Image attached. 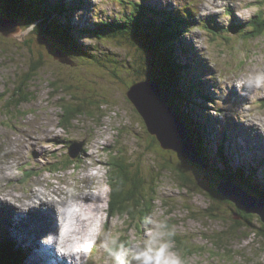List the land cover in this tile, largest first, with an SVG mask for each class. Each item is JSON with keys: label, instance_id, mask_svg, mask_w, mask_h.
I'll return each instance as SVG.
<instances>
[{"label": "rangeland", "instance_id": "1", "mask_svg": "<svg viewBox=\"0 0 264 264\" xmlns=\"http://www.w3.org/2000/svg\"><path fill=\"white\" fill-rule=\"evenodd\" d=\"M4 2L0 0V20L2 21H0V28L9 33L14 26H26L33 22L37 24V28L28 32L25 27L23 32H15L9 37L0 32V43L5 44V46L0 45V199L10 198L15 206L20 207L27 199L32 198V189L36 185H41L46 186L48 195L55 200L64 191L62 185L69 180H77L85 155L93 157L96 162L107 167L105 175L100 179L109 185L108 172L111 168L109 163L113 159L112 155L115 151L119 152L120 148L128 162L141 167L146 175L147 184H144L142 192L144 197L138 208H152L150 199L155 200L152 202L154 205L152 212L156 211L158 219H166L170 226L175 227L176 246L178 248V243L182 241L181 252L188 264H264L263 236L256 237L245 228L235 229L237 235L226 234L233 238L232 241H226V235L223 237L218 235L231 231L232 226L236 225L235 219H239L235 215L240 209L227 198L224 197L227 201L222 200L218 195V183L225 179H222L217 172L228 170L227 165L218 157V151L221 150L234 173L247 160L251 162L249 165L252 168L257 167L259 170V173L254 174V176L257 175L255 180L264 183V134L259 132V128L264 127V98H259V93L257 94L258 98L254 99L250 108V112L254 114L251 119L255 123L245 126L233 119L231 113L248 101L246 97L240 96L233 89L225 101L232 107L221 120L208 114L210 97L206 94V88L212 89L218 85L214 81L208 82L205 79L206 76L213 75L215 80L217 72L221 76H234L240 72L245 67L246 61L252 58L253 53L264 51V35L256 40L239 35L235 28L249 21L245 22L237 18L234 9L230 7L233 21L228 30L217 23L215 15L207 18L209 29L206 27L202 30L204 36L202 44L205 47H202L200 51L193 46L191 40L183 38V33L173 40L178 58L174 65L182 69L177 74L175 82V89L179 88V90L168 92L163 99L169 106L171 103H176L175 107L181 113L178 115L189 127L192 139L197 138L193 126L198 134L206 137L202 141L204 143L207 139L205 148L207 150L205 159L209 164L207 167L217 172L218 180L212 176L211 171H207L205 165L202 169L201 166L191 163L175 152L159 153V149L154 150L155 147L148 151L152 143L135 103L130 100L128 93L135 82L154 83L151 78H157L163 82L166 76L161 73L159 64L163 59L159 54L163 53L164 44L156 46L158 51L150 49L151 54L148 53V49H144L146 52L144 56L148 60L144 66L149 65L153 68L150 71L154 73L150 72L149 75L144 72L140 76L132 72L130 64L128 67L126 64L138 53V48L142 44L141 39L136 35L128 37V34H124L120 38L112 37L110 42H105L103 39V42L100 41L97 44L96 53L91 47L97 43V40L90 33L98 30L96 27L100 25V21L111 24L112 27L105 25L106 29L107 26L109 27L108 36H111L114 29H118L121 25L120 22L118 23L120 18L132 16L137 5L153 6L146 19H154L158 25L165 20L164 18L170 19L171 16L175 19H183L184 17L171 3L164 5L162 0H13L12 13H7V1L6 4ZM246 2L249 5H259L251 20L264 12V0H246ZM21 4L24 9L30 10L29 14L20 13V9L23 10ZM53 5L58 7L53 9ZM46 10L54 12L52 17L45 12ZM81 10L84 16L76 22L75 14ZM139 10L143 13V10ZM160 11L163 12L162 15ZM188 13L191 16L189 17L192 25L198 23L191 11ZM92 14L97 23H93ZM138 16L143 18V15L138 14ZM34 18H39L40 22H35ZM7 19L13 22H7ZM183 20L187 21V19ZM181 24L185 25L184 29L191 26L189 22ZM63 26L66 27L65 30ZM128 26L130 27V24ZM39 27L46 32L38 34L36 30ZM212 30L217 31V34ZM164 31L165 29L162 28V32ZM140 32L142 33V29ZM83 36L92 37L87 46L80 42ZM31 42L34 43L33 47L28 44ZM29 52L37 58L42 54L44 60L38 64L37 58ZM241 52L244 53L243 56L240 55ZM81 54L87 57H90L89 54H95V57L102 56L106 63L100 61V64H95L87 62L88 60H80ZM108 55L118 57L119 61H114ZM131 63L135 65L134 62ZM35 64H38V67L30 79V71H33ZM73 64L77 65L73 66ZM176 71L178 72V69ZM168 72L171 74L170 71ZM194 73H199L200 77L203 76L208 85H205L203 89H200L196 83L194 86L188 84L182 87L185 83L182 77H194ZM66 83L75 84V87L78 86L82 92L74 88L61 91L60 88L65 87ZM165 84L173 85L172 81ZM153 86L156 88L155 84ZM145 87L146 85L142 86V88ZM18 91L20 95H31V98L20 105L8 103L7 100L16 96ZM5 93L8 94L3 97ZM212 95L215 100L213 92ZM93 99L98 103L91 101ZM101 100L107 101L110 106L100 104ZM63 101L76 105L86 104L83 106L86 108L88 105V111L85 109L88 113L76 116L70 126L65 128L61 124ZM90 112H96V115H91ZM164 128L165 126L162 129ZM102 139L104 143L100 142ZM154 145L157 147L159 144ZM70 154L74 156L80 154L79 158L76 157L78 161L75 166L57 174L50 173L57 169V166L54 167L55 163L66 160ZM181 158L184 161H181ZM165 164L167 167L164 171ZM29 172L30 175H28ZM182 173L191 179V183L186 188L181 186ZM242 173L240 172L239 176ZM234 178L236 181L239 179L238 176ZM152 187H154L152 190H155L154 193L151 191ZM205 190L213 193L215 201L204 193ZM110 192L105 194L108 205ZM138 199L140 200V197ZM219 201L222 202L219 203ZM216 205H219L217 213L216 209L212 210ZM4 206L8 208L10 204L0 201V247L4 243L11 244L10 241L14 238L13 231H15L11 224L10 212ZM209 210L217 214L216 218L208 220L203 216ZM107 213L108 216L103 222L106 230L110 228L113 233L120 232L121 237L126 236L129 241H135L143 235L142 220H139L140 223L129 215L121 217L115 215L116 219L113 220L114 215L109 212V207ZM54 218L55 216L51 220ZM15 220L17 227L23 229V232L28 235L31 226L22 223L18 218ZM51 228L53 229L52 223ZM132 229L134 230L130 231ZM32 235L35 237L36 232L33 231ZM36 237L35 241L38 239ZM20 238L26 246L23 248L37 250L41 247L35 246L33 240L28 242ZM220 239L222 241H219ZM28 251L34 256L32 251ZM92 251L86 264H103V254L95 249ZM189 252L194 254L191 255ZM28 257L25 254V259ZM25 259L22 260L24 264H27ZM36 262L39 261L36 260Z\"/></svg>", "mask_w": 264, "mask_h": 264}, {"label": "clouds", "instance_id": "2", "mask_svg": "<svg viewBox=\"0 0 264 264\" xmlns=\"http://www.w3.org/2000/svg\"><path fill=\"white\" fill-rule=\"evenodd\" d=\"M162 3H171L185 19L189 11L197 18L198 23L189 26L182 35L191 40L198 51L205 47L202 44V30L209 27L208 17L215 15L217 23L228 30L233 21L230 7L234 9L235 16L245 22L251 20L259 7L256 4L249 5L246 0H162ZM82 16L83 10L76 12L75 21L79 22ZM92 21L97 23L93 14ZM25 27L31 32L37 28V24L33 22L18 26L17 33L23 32ZM91 39L92 37L83 36L80 42L87 46ZM240 55L243 56L244 53L241 52ZM205 79L218 85L211 89L216 99L208 102L210 116L221 120L225 118L232 107L225 101L235 89L248 102L231 113L233 119L245 126L255 123L251 119L254 114L250 112V108L254 99L258 98V93L259 98H264V51L253 53L245 67L234 76H221L217 72L215 80L213 75H208ZM259 132L264 134V127H260ZM100 142L104 143V140ZM106 171L104 164L85 155L77 180H69L62 185L64 191L56 197L60 203L50 204L53 198L48 195L46 186L36 185L32 189V198L27 199L25 206L18 209L19 213L27 215L34 209H40L42 205L50 204L56 219L55 231L41 236L39 244L43 248L53 249L56 256L66 261V264H86L93 249L103 254V264H188L176 246L175 227L170 226L166 219H158L156 211L143 218V235L135 241L122 240V233H113L110 228H104L103 222L108 216L109 207L105 194L111 189L100 178ZM115 219L114 216L113 220Z\"/></svg>", "mask_w": 264, "mask_h": 264}, {"label": "trees", "instance_id": "3", "mask_svg": "<svg viewBox=\"0 0 264 264\" xmlns=\"http://www.w3.org/2000/svg\"><path fill=\"white\" fill-rule=\"evenodd\" d=\"M4 1H5L4 4H6V1H7V7H8L7 13H12L11 6H13V4H14L13 0H4ZM17 1H21V0H17ZM20 6L22 7V4ZM137 6L138 7H137V9L135 8L136 9L135 13L132 14V16H128L126 18L125 17L120 18V21H118V23L120 22L121 25L118 26V29H114L113 34L111 36H108V31H109L108 26H111V24H108L105 21L101 22L100 25H98L96 27L98 30L91 31V33H90L91 36L93 38H95V40H97V43L91 47L94 49V52L96 53L97 52L96 46L100 41L103 42V39H105V42H110L112 37L113 38H120L124 34H128L129 35L128 37H133V35H136L139 39H141L142 44L138 48V53L135 54V56L131 57L132 60L129 62H126V64H127V67H128V64H130V68H131L132 72L134 74H136V75L138 74L140 76V75H143L144 72H146V74L150 75V72H151L150 69H153V68H150L149 65L144 66L145 63H148L147 57L144 56V54L146 53L144 51V49H148L149 50L148 53H150V49H154L155 51H158L156 49V46H158V44L159 45L164 44L162 46L163 53L159 54V56H161L163 61L161 62V64H159V66L161 68V73L164 74L166 77L163 78V82L159 81L157 78H151V80L161 83L163 87L167 86L165 83L172 81L173 85L167 86L168 87L167 89L169 90V92L170 91L171 92L178 91L179 88L175 89V86H176L175 82L177 81V76H178L177 74H179V72H181L182 69L180 68V66L174 65L177 62L175 60L178 58L176 56V53H177L176 47H175L176 45H174L173 40H176L186 30V28L184 29L185 25H182L181 23L184 22L185 24H188V22L183 20L185 18L180 20V19H175L171 16L170 19L164 18L165 20L161 21V24L158 25L157 21H155L154 19H151V18L146 19L147 16L149 15L148 12L152 11V9L150 7L144 8L141 5H137ZM57 7H55V5H53L52 8L56 9ZM139 9L143 10V13ZM20 11H21L20 12L21 14H24L25 12L27 14L30 13L29 9L26 10L24 8H23V10L20 9ZM144 11H146V12H144ZM45 12L49 13L51 15V17H52V14L54 13V12H47V10ZM159 13L162 15L163 12L160 11ZM138 14L143 15V18L141 16H138ZM263 14H264V12L260 13L259 15H256V18L250 20L248 23H245L242 26H239L236 29L237 32L240 31L242 36H244L246 39L250 38L251 40H254V39L256 40V38L258 39V38L262 37L264 35V16H262ZM41 16H43V15H41ZM159 17H161V16H159ZM39 18H34L35 19L34 21L40 22ZM186 19H188V17ZM53 21H54V18H53ZM129 24H130V27L128 26ZM105 25H108L107 29L105 28ZM42 26H43V24L41 25V27ZM166 26H168V29H166ZM41 27H39L36 30V31H38L37 32L38 34H40L39 32H41V33L46 32V31H42ZM63 27L65 30L66 27L65 26H63ZM68 28L70 30L69 26H68ZM162 28L165 29L164 32H162ZM141 29H142V33L140 32ZM216 34H217V31H216ZM146 37H147V39H146ZM28 44L31 47H33V45H34L33 42L28 43ZM0 45L5 46V44H2V43H0ZM50 46L53 47V45L51 43H50ZM186 51H187V49H186ZM81 53H83V52H81ZM29 54L33 55L37 58V56L32 54L31 52H29ZM79 56H80V58H79L80 60H85V61L88 60L87 62H90V63L100 64L99 63L100 61H105L104 63H106V60L104 59V57H102V56L101 57H95V54H93V55L89 54L90 57H87L84 54H81ZM108 56L111 57L114 61H119L118 57H116V56H115L116 58L112 57L113 55H108ZM108 56H106V57H108ZM39 60H40V62H39ZM42 60H44L43 55L40 54L39 57L37 58V63L40 64L42 62ZM131 62H134L135 65L132 64ZM38 64H35L33 66V68H32L33 71H30L31 72V74L29 75L30 79L33 76L32 75L33 72H36ZM141 65H142V67H141ZM144 67H145V70L143 71ZM171 69H172V71H171ZM177 69H178V72L176 71ZM168 71H170L171 74ZM151 73L153 74L154 71ZM26 81H28V80H26ZM182 81L185 82L182 85V87L188 85V81H187L185 76L182 77ZM136 83H138V82H135L134 84H136ZM64 86L65 87L60 88V90L63 92L66 90H72L73 88L78 90V91L80 90L79 92H82L81 89H78L79 88L78 86L75 87V84H72V83L67 84L66 83V84H64ZM57 90L60 91L59 89H57ZM65 93L67 94V92H65ZM7 94L8 93H5L3 97H6ZM68 94H70V93H68ZM13 95L14 94H12V96ZM17 96H18V98H17ZM166 96H167L166 93L162 94L163 98H165ZM30 98H31V95L30 96H27L25 94L20 95V93L18 91V93H16V96H14L13 98H10L7 101H8V103H19V105H20L21 103L28 102V100ZM91 101H95L96 103H98V101H96L95 99H93ZM63 102H64L63 103L64 106H62L63 115H62L61 124L65 128L70 126V124L75 120L76 116H82L83 114L86 115L88 113V112H85V109H86V111H88L87 110L88 105L86 108H84V106H83L86 104L76 105L73 103H68L66 101H63ZM174 102H175V100H174ZM100 104H105V106H108V107L110 106L107 101H103V100L100 101ZM175 104L176 103H171L170 106H172L177 111ZM105 110L107 111V109H105ZM90 113H91V115H94V116L96 115L95 114L96 112H90ZM179 114L181 115V113H179ZM186 128H187V130L189 128L187 126V124H186ZM201 128H202V125H201ZM193 130H194V134L197 136V138L194 137L195 147L198 150V153L201 154L204 163H206L207 166H209L207 160L205 159V157L207 158V150L205 149L207 139L203 143L202 140H204L206 137L204 138L201 136V134H198L196 132V129H194V126H193ZM147 136L152 143V145L149 147L148 151H151V148L155 147L154 150L159 149L158 150L159 153H163V152L167 153L165 150H163L160 147V145H158L157 147L154 145L157 143L155 138L151 137L149 134ZM119 150H120L119 152L115 151V153L112 155L113 159L109 163V165L111 167L110 171L108 172V178H109L108 182H109V186L111 188L110 200H109V212L111 214H113L114 216L116 215L118 217L129 215L132 219H137L138 222H140L139 220L143 221L144 217H146L152 213L153 207H154L152 202L155 200L153 198L150 199V202L152 204V208H148V207L147 208H140V209L138 208L140 206L141 199L144 197L142 192L144 191V184H147L146 175L144 174V171H142L141 167L135 166L134 163L128 162V159L126 158L125 153L122 151V149L119 148ZM82 152H83V148H82ZM218 152H219L218 157L221 160V157H224V154L222 153L221 150ZM165 157H167V156H165ZM76 159H73L69 155V157L66 160L59 161V162L55 163L54 167L57 166L56 167L57 169L55 171H50V173L53 172V173L57 174V173H60L61 171H63L64 169L68 170L70 167L76 165V163L78 161ZM226 161H225V164L228 167V170L226 171V173H223L222 171H217L222 179L230 180L233 183H236V182L240 183V185L243 187V189L254 197H260V198L264 197V186H263L264 183H259L258 180H255V177L252 176V173H253L252 171L245 170L244 173L241 174V176H238L239 172L234 173V171H232L230 168L231 165H230L229 161H227V162ZM165 165L166 166H164V171L166 170V167H167V164H165ZM183 169H187V168H183ZM207 171L208 172L211 171V173L213 174L212 176L219 180L218 175L216 174L217 172L211 170L210 168H207ZM28 175H30V172L28 173ZM234 176H238V178H240L241 181L240 182H238V180L236 181L234 179ZM181 181H182L181 186H183L184 188H186L188 186V184L191 183V179L188 178L187 175H185V174H183V176L181 177ZM215 182L217 183V181H215ZM153 188L154 187L151 188V191L153 190ZM184 188H183V190H184ZM152 192L154 193L155 190ZM204 193H206L207 196L210 197L212 201L214 200L213 193L210 192V190H208V192L204 191ZM138 197H140V200L138 199ZM132 201H134V202L132 203ZM221 202L222 201H219V203H221ZM213 209H216L215 212L217 213L219 210V205L218 206L216 205V207L212 208V210ZM212 210H211V212L209 210L208 213H205L203 216L206 217L208 220H210L212 218H216L217 214L213 213ZM235 216L238 217L239 219H237V218L235 219L237 222H236V225L232 226V228L230 229L231 231L230 232L226 231V232H224L222 234L220 233L218 235H220L222 237L225 236L226 234L237 235V232L235 231V229L245 228L252 235H255L256 237H261V236L264 237V224L258 218L252 219V215L246 213L243 210H241V211L239 210L238 214ZM203 225L205 226V222H203ZM121 239L127 240L126 236L121 237ZM231 239H233V238L226 235V241H232ZM219 241H222V240L220 239ZM10 245L11 244H9L6 247L4 246V244L1 245V247H0V264H24V262L22 260L23 258H25L24 252L19 251L17 249H13V247H16V246H10ZM178 248L180 250H182L181 249L182 248V241H180V243H178ZM185 249H186V247H185ZM187 252H188V250H187ZM189 253H191V255L194 254L193 252H189Z\"/></svg>", "mask_w": 264, "mask_h": 264}, {"label": "water", "instance_id": "4", "mask_svg": "<svg viewBox=\"0 0 264 264\" xmlns=\"http://www.w3.org/2000/svg\"><path fill=\"white\" fill-rule=\"evenodd\" d=\"M17 28L18 26H14L9 30V33L0 28V32L9 37L17 32ZM143 84L146 85L145 88H142ZM153 84L156 85L157 89ZM162 94L161 85L151 82L136 84L132 87L128 96L135 103L137 112L140 114L148 134L156 139L163 150L175 152L195 165H203V160L196 150L195 142L181 117L173 107L167 105ZM163 126H165L164 129H162ZM70 155L73 159L78 157V155ZM218 192L239 209L258 216L264 224V198L261 200L255 199L245 193L239 185L232 183L220 185Z\"/></svg>", "mask_w": 264, "mask_h": 264}, {"label": "bare ground", "instance_id": "5", "mask_svg": "<svg viewBox=\"0 0 264 264\" xmlns=\"http://www.w3.org/2000/svg\"><path fill=\"white\" fill-rule=\"evenodd\" d=\"M156 8H159V7H156ZM8 22H12V21H9L7 19ZM188 44V43H187ZM200 75L199 73H194V77H191V76H188L187 81H188V84L194 86V84L196 83V85H198V87H200V89H203V87H205V85L207 86L208 85V82L205 83V79H203V76H201L200 78ZM199 78V79H198ZM203 79V80H202ZM140 82V81H139ZM197 87V86H196ZM200 91V90H199ZM206 94L207 96H209L210 98H212L214 100V96L212 95V92H211V88L207 87L206 88ZM209 100L211 101L212 99ZM180 117V116H179ZM210 119V118H208ZM187 129V128H186ZM183 131V130H182ZM184 133V132H183ZM51 137V136H49ZM209 138V137H208ZM197 150V149H196ZM249 150V149H248ZM247 151V150H246ZM252 151V150H251ZM198 152V150H197ZM249 155V154H248ZM260 159V158H259ZM263 159V158H262ZM261 159V160H262ZM231 160L233 161V157L231 156ZM249 162V161H248ZM258 163V162H257ZM263 165V164H261ZM4 169V168H3ZM256 169H258L256 167ZM262 170V169H261ZM3 171V170H2ZM1 172V171H0ZM259 173V172H257ZM10 174V173H9ZM2 176V175H1ZM3 177V176H2ZM1 178V177H0ZM248 193V192H247ZM5 194V193H4ZM249 194V193H248ZM251 195V194H250ZM5 198V197H4ZM0 199V201H4V203H8L10 204V206L8 208H6L7 206H4L6 208V210H8L10 212V217H11V224H12V227L15 228V234L16 235H20V236H23L24 239L26 241H31L33 240L35 244V246H41L39 244V242L37 243L34 239V236L32 235L33 234V231L36 232V236L38 238H40V236H43V235H46L47 233L49 232H53L55 231V227H56V219L54 218V220H51L53 218V216H55V212L54 210L52 209V207L50 206V204L52 203H60V201L52 199V201H50V204L49 206H45V205H42L40 209H34L32 210L31 212H29L27 215H22L19 213L18 209L21 208V207H24L25 204H21L20 207L19 206H15L13 204V202L11 201L10 198H6V199ZM264 198V197H263ZM262 198V199H263ZM14 200V199H13ZM16 203V202H15ZM19 205V204H17ZM47 208V209H46ZM18 218V220L22 221V223H26L28 224L29 226H31V230L29 231L28 235L27 233L23 232V229L17 227V224H15V222H17L15 219ZM19 221V222H20ZM51 223L53 224V229L51 228ZM27 231V230H26ZM35 236V237H36ZM36 237V238H37ZM11 242V241H10ZM9 242V243H10ZM31 243V242H30ZM13 249H17L20 251L19 248H16V247H13ZM39 254L41 255H51L52 254V250L51 249H47V248H43L42 246L40 247V252ZM29 256V259H25V262L26 263H29V264H33V263H36V261H34V257L32 254H28ZM28 260V261H27ZM65 264H66V261H63ZM37 264V263H36Z\"/></svg>", "mask_w": 264, "mask_h": 264}, {"label": "flooded vegetation", "instance_id": "6", "mask_svg": "<svg viewBox=\"0 0 264 264\" xmlns=\"http://www.w3.org/2000/svg\"><path fill=\"white\" fill-rule=\"evenodd\" d=\"M240 211H241V209H240ZM236 215H237V214H236ZM251 215H252V217H253V218H256V216H255V215H253V214H251Z\"/></svg>", "mask_w": 264, "mask_h": 264}]
</instances>
